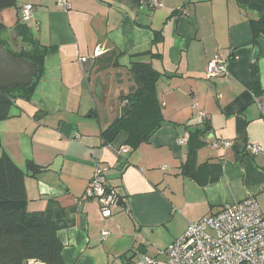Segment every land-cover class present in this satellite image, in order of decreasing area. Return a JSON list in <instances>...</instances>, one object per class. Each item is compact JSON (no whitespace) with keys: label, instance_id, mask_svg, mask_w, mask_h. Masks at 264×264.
Masks as SVG:
<instances>
[{"label":"crops","instance_id":"1","mask_svg":"<svg viewBox=\"0 0 264 264\" xmlns=\"http://www.w3.org/2000/svg\"><path fill=\"white\" fill-rule=\"evenodd\" d=\"M69 2L65 10L56 0H17L9 19L0 16L13 47L22 48L14 26L20 8L33 4L23 21L33 40L47 46L32 99H17L12 116L0 120V155L6 150L23 168L28 159L43 166L26 178L28 209H45L53 199L70 212L69 224L58 232L65 260L122 264L138 253L158 255L193 220L249 196L264 206V95L254 93L251 75L255 63L264 88V38L254 43L250 28L264 4L165 0L151 8L140 0ZM159 30L163 39L153 44ZM150 50L161 56H132ZM216 56L226 70L209 77L207 65ZM137 60L151 61L162 72L157 93L166 123L132 150L126 131L112 141L102 131L121 113L122 87L130 92L135 84L129 70ZM119 87L116 98L111 90ZM196 131L201 143L191 173L186 163ZM223 139L233 145H213ZM248 143L263 151H247ZM97 167L119 196L106 218L98 201L85 196ZM216 173L217 181L199 183ZM104 230L110 232L105 237Z\"/></svg>","mask_w":264,"mask_h":264},{"label":"trees","instance_id":"2","mask_svg":"<svg viewBox=\"0 0 264 264\" xmlns=\"http://www.w3.org/2000/svg\"><path fill=\"white\" fill-rule=\"evenodd\" d=\"M257 1L264 4V0ZM250 28L254 43L264 38V14L260 18L251 19ZM14 29L17 37H20L23 45L26 46L15 49L6 25L0 21L2 43L11 55L36 62L39 73L30 86L0 89V120L12 116V107L17 99H32L36 84L45 68L47 46L33 40L21 16ZM162 39V31H154L153 44H157ZM27 43H29L28 46ZM124 53L119 52V57ZM143 54H150L152 58L161 56L152 50L132 54V56ZM129 71L135 84L128 94L121 95L123 100L121 113L102 131V135L107 141H112L124 130L128 133L127 144L135 150L143 142H147L152 134L166 123V120L157 93V83L162 72L151 61L141 60L132 61ZM257 74V65L253 63L251 66L252 89L257 96H261L264 95V88L258 82ZM204 124L207 127L209 125L208 122ZM192 137H196L197 140L191 147L186 169L193 168L190 172L194 173L196 165L194 151L201 142L198 140L197 131L192 133ZM1 144L0 136V146ZM42 170L43 166L32 159L26 161L25 168L19 166L10 154L2 149L0 155V264H28L30 260L44 264H70L64 258L65 244L58 235L59 230L69 224L70 212L53 199L49 200L45 209H28L26 178L34 177ZM219 177L216 173L200 179L199 183L205 185L215 182Z\"/></svg>","mask_w":264,"mask_h":264},{"label":"built area","instance_id":"3","mask_svg":"<svg viewBox=\"0 0 264 264\" xmlns=\"http://www.w3.org/2000/svg\"><path fill=\"white\" fill-rule=\"evenodd\" d=\"M164 1L140 0V3L142 7L161 8ZM56 3L65 10L72 7L69 0ZM33 10V4H24L20 8L22 19L28 20ZM225 70V62L219 56L211 59L206 69L209 77L220 76ZM201 115L206 116L204 112ZM213 145L230 147L233 141L216 140ZM246 149L251 153L263 151L262 146L252 143L246 144ZM85 196L98 201L104 218L111 216L112 207L119 201L117 191L100 167L95 169ZM109 233L104 230L102 236ZM28 264L41 263L30 260ZM122 264H264V206L256 196H249L189 222L187 229L158 255L138 253Z\"/></svg>","mask_w":264,"mask_h":264},{"label":"water","instance_id":"4","mask_svg":"<svg viewBox=\"0 0 264 264\" xmlns=\"http://www.w3.org/2000/svg\"><path fill=\"white\" fill-rule=\"evenodd\" d=\"M17 0H0V9L14 7ZM39 73L36 62L11 55L0 39V89L30 86Z\"/></svg>","mask_w":264,"mask_h":264},{"label":"rangeland","instance_id":"5","mask_svg":"<svg viewBox=\"0 0 264 264\" xmlns=\"http://www.w3.org/2000/svg\"><path fill=\"white\" fill-rule=\"evenodd\" d=\"M15 9H16V6H14V7H8V8H5V9H0V16L3 17L4 14H6L5 16L9 19V16H7V14L9 12L13 13ZM125 83L127 84V82H125ZM125 83H124V85H126ZM122 88L124 89V93L125 94H128L129 93L128 88L126 86H123ZM122 88L119 87V88H117V90L116 89L115 90H113V89L111 90V91L115 92L116 98H119L121 92L123 91V90H121ZM154 254H156V253H153L151 255H154Z\"/></svg>","mask_w":264,"mask_h":264}]
</instances>
